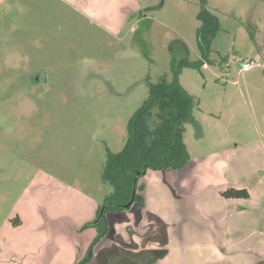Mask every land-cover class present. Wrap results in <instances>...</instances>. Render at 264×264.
Here are the masks:
<instances>
[{"label":"rangeland","instance_id":"rangeland-1","mask_svg":"<svg viewBox=\"0 0 264 264\" xmlns=\"http://www.w3.org/2000/svg\"><path fill=\"white\" fill-rule=\"evenodd\" d=\"M204 2L210 62L198 51L201 0H141L136 32L118 37L59 0H0V264L75 263L113 190L108 153L122 151L147 84L182 59L202 64L179 76L193 100L189 161L238 149L233 175L264 188V69L222 74L235 55L264 62V0Z\"/></svg>","mask_w":264,"mask_h":264},{"label":"crops","instance_id":"crops-1","mask_svg":"<svg viewBox=\"0 0 264 264\" xmlns=\"http://www.w3.org/2000/svg\"><path fill=\"white\" fill-rule=\"evenodd\" d=\"M59 1L116 37L135 33L144 17L141 0ZM237 151L222 150L189 161L180 170H147L139 179L143 206L132 204L107 213V234L92 249L93 236L87 239L82 234L85 238L74 264L85 257L89 259L85 264H221L224 260L225 264H253L263 260V183L248 184L244 173L240 179L233 175L239 172L234 165ZM259 171L258 178H264V170ZM228 189L245 190L248 197L225 199L221 194ZM238 253L248 257L242 259Z\"/></svg>","mask_w":264,"mask_h":264},{"label":"trees","instance_id":"trees-1","mask_svg":"<svg viewBox=\"0 0 264 264\" xmlns=\"http://www.w3.org/2000/svg\"><path fill=\"white\" fill-rule=\"evenodd\" d=\"M196 14L198 51L210 62V45L215 36L216 22L204 9ZM200 62L182 59L171 65V76H161L155 83H148V97L132 114L126 125V139L121 152L108 153L103 170V180L112 187L105 198V209L100 220L92 225L97 235L90 244L92 249L108 231L107 213L124 210L133 195V204L143 206L139 179L147 170H180L189 162L187 147L183 141L185 124L191 118L193 100L182 87L179 76L183 68H201ZM225 199H246L245 190L228 189L221 194ZM99 211V209H98ZM97 211V213H98ZM84 258L77 264H85Z\"/></svg>","mask_w":264,"mask_h":264},{"label":"built area","instance_id":"built-area-1","mask_svg":"<svg viewBox=\"0 0 264 264\" xmlns=\"http://www.w3.org/2000/svg\"><path fill=\"white\" fill-rule=\"evenodd\" d=\"M222 65V74L225 77L226 81L230 77V72L232 69V64L236 65L240 72L250 71L255 68L264 69V62H259L257 59H248L244 60L239 56H233L230 60L225 61Z\"/></svg>","mask_w":264,"mask_h":264},{"label":"water","instance_id":"water-1","mask_svg":"<svg viewBox=\"0 0 264 264\" xmlns=\"http://www.w3.org/2000/svg\"><path fill=\"white\" fill-rule=\"evenodd\" d=\"M134 194H135V191H133L132 198H131L130 202L127 205L124 206V209H128L133 204V196H134ZM104 209H105L104 206L102 208H100L99 218H101V216L103 215Z\"/></svg>","mask_w":264,"mask_h":264},{"label":"flooded vegetation","instance_id":"flooded-vegetation-1","mask_svg":"<svg viewBox=\"0 0 264 264\" xmlns=\"http://www.w3.org/2000/svg\"><path fill=\"white\" fill-rule=\"evenodd\" d=\"M32 80L35 81V82H38V78L33 77Z\"/></svg>","mask_w":264,"mask_h":264}]
</instances>
